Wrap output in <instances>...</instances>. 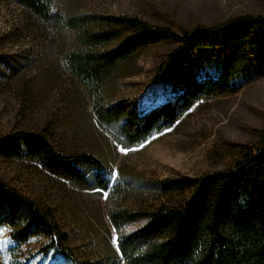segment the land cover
<instances>
[{
    "label": "rangeland",
    "instance_id": "1",
    "mask_svg": "<svg viewBox=\"0 0 264 264\" xmlns=\"http://www.w3.org/2000/svg\"><path fill=\"white\" fill-rule=\"evenodd\" d=\"M51 2L54 14L62 18L90 13L137 17L176 32L264 15V0ZM72 37L63 24L43 21L14 2L0 0V136L45 131L60 153L99 158L109 187L69 183L27 158L0 159V180L54 216L69 235L65 247L81 262L118 255L120 238L146 223L116 227L112 212H144L168 203L160 197L156 182L230 169L242 146L259 147L264 134V49L254 53V70L262 73L237 78V93L205 101L175 126L131 145L120 138L116 126L97 120L94 105L128 99L148 111L170 99L169 83L153 79L176 45L151 46L120 64L104 82L85 83L67 61ZM192 62L200 77H208L215 76L222 58L216 50H202L192 55ZM249 181V173L239 175L242 199ZM11 231L0 227V264H71L55 249L48 251L49 239L40 236L18 244Z\"/></svg>",
    "mask_w": 264,
    "mask_h": 264
},
{
    "label": "trees",
    "instance_id": "2",
    "mask_svg": "<svg viewBox=\"0 0 264 264\" xmlns=\"http://www.w3.org/2000/svg\"><path fill=\"white\" fill-rule=\"evenodd\" d=\"M7 1L72 32L67 61L85 83L104 82L120 64L151 46L176 45L153 79L169 83L170 99L148 111L128 99L94 105L97 120L116 126L120 138L131 145L175 126L205 101L237 93V78L262 73L254 70V53L264 49V15L241 16L217 26L176 32L151 26L137 17L90 13L62 18L54 14L51 0ZM202 50H216L222 58L215 76L200 77L195 70L192 55ZM241 149L239 160L230 169L156 182L160 197L169 200L158 208L112 212L110 219L116 227L140 220L146 223L120 238L118 255L103 260H75L65 247L69 235L54 216L1 180L0 227H10L11 238L18 244L40 236L49 239L48 251L55 249L71 264H264V134L259 147ZM23 158L69 183L82 187L91 183L104 190L109 187L99 158L84 153L62 154L45 131L0 136V159ZM91 172H95L93 178ZM244 173L250 174V181L242 199L239 175ZM177 196L183 199L178 201Z\"/></svg>",
    "mask_w": 264,
    "mask_h": 264
}]
</instances>
